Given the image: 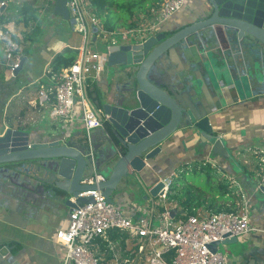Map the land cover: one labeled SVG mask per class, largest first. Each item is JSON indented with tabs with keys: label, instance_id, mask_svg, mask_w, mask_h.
I'll return each instance as SVG.
<instances>
[{
	"label": "water",
	"instance_id": "water-1",
	"mask_svg": "<svg viewBox=\"0 0 264 264\" xmlns=\"http://www.w3.org/2000/svg\"><path fill=\"white\" fill-rule=\"evenodd\" d=\"M202 1L197 18L185 26L110 48L108 66L113 70L107 91L98 102L107 120L100 144L93 145L94 162L84 135L75 142L44 133L34 136L11 127L0 134V216L8 213L12 218H22L20 225L35 226L41 211L67 208L71 213L79 205L92 202L91 197H79L92 189H100L107 202L114 204L122 181L143 176L179 133L196 135L213 156L230 159L213 123L223 115V109L203 87L205 77H199L194 69L205 51L223 45L230 52L238 48L243 54L246 50L264 65V0ZM53 15L75 24L68 0H55ZM173 53L181 54L194 67H175ZM222 53L214 61L224 78L230 74V84L247 85L254 80L262 84L264 67L247 74L245 57L230 67L225 51ZM203 65L211 77L208 64ZM23 67L21 60L12 73L15 79ZM97 174L106 181L88 184ZM163 187L159 180L150 189L152 199L158 198ZM259 193L264 198V186ZM238 243V237H233L212 244L210 249L216 253L222 246ZM0 264H11L6 246L0 247Z\"/></svg>",
	"mask_w": 264,
	"mask_h": 264
},
{
	"label": "crops",
	"instance_id": "crops-1",
	"mask_svg": "<svg viewBox=\"0 0 264 264\" xmlns=\"http://www.w3.org/2000/svg\"><path fill=\"white\" fill-rule=\"evenodd\" d=\"M3 2L6 4L1 6ZM202 3V0H187L185 12L176 14L171 21L163 25L160 32L181 28L195 20L198 16L197 9ZM23 5H19L15 0H0V10L4 9L0 13V30L7 28L13 30L21 45L19 58L24 63L23 70L15 79L7 67L4 44L0 42V126L4 123V128H0V134L11 127L34 136L44 133L52 138L64 136L76 142L79 135L85 136L83 124L73 122L66 125L58 119H53L50 116L51 103L41 104L39 92L42 85L49 86V74H47L49 69L56 73L51 67L55 55L67 47L77 49L80 46H72L51 33L44 37L45 50L42 54L43 59L40 60L38 53L31 49L39 42L41 33L37 26L42 12L37 4L32 5L31 8L38 15L34 18V15L20 11ZM29 17L31 18L27 25L26 21ZM31 25L35 26L34 32L33 35H28L26 30ZM227 47L223 45V48H210L205 51L203 59L198 62L194 70L199 77H205L203 87L213 95L210 98L215 100L217 106L223 109V115L213 123L216 124L220 137L226 143L230 159L213 156L210 147L200 144L196 135L179 133L175 140L169 142L164 152L151 162V167L143 176L132 181H122L120 191L113 197L114 204L129 218L145 217L152 205L150 189L159 180L172 174L185 173L182 176L190 178L184 179V183L180 184L181 198H190V205L185 212L229 211L239 201L236 196L230 197L235 194V189L230 185L229 179L235 178L251 199L250 218L254 230L247 235L239 236L237 245H225L219 251L225 255L226 264H264V198L259 191L257 192L264 159V76L260 79L262 84L258 80L247 85L241 83L237 86L236 81L230 84L232 80L230 74L224 78L223 72L218 67L219 64L214 60L218 54H223L222 52L225 51L228 64L232 67L245 57L247 74L257 71L264 65L257 56H250L246 50L240 54L238 48L230 52ZM172 61L174 66L180 69L188 70L194 67L179 53H173ZM203 62L208 64L211 77ZM242 73L240 71L238 75L241 76ZM108 78L109 75H106L105 71L91 87L98 96L96 106L107 91ZM119 85L124 86L123 83ZM46 111L50 121H47L48 124L44 127L42 124L46 121ZM39 127L44 129L39 131ZM105 127L106 124L103 128L93 131L95 146L100 144ZM34 128L37 130H31ZM208 159L213 160L220 168L207 164ZM205 180L211 183L210 188L204 187L202 183L198 184L199 181ZM225 185H229L231 192L226 193ZM137 194L143 195L146 202L138 203L135 199ZM180 210L182 211L183 208ZM69 215L70 209L67 208L41 211L38 213L35 226H27L26 223L20 225L24 223L22 218H12L6 213L0 216V229L4 228V231H0V247L6 246L10 250L11 264H62L65 249L56 242V232L68 224ZM12 221L15 223L10 224L9 222ZM111 253V251L101 252V262L106 261V255ZM111 260H107L106 264L114 262V258L113 261Z\"/></svg>",
	"mask_w": 264,
	"mask_h": 264
},
{
	"label": "built area",
	"instance_id": "built-area-1",
	"mask_svg": "<svg viewBox=\"0 0 264 264\" xmlns=\"http://www.w3.org/2000/svg\"><path fill=\"white\" fill-rule=\"evenodd\" d=\"M186 0H162L152 7L149 14L141 15L133 29L120 32L106 31L95 14L89 11L88 0H68L75 24L72 26L81 36L77 62L60 73L49 69V86H41L40 102L51 103L50 116L68 125L81 122L89 140L92 160L94 151L92 133L103 128L107 120L89 97L88 86L105 72L108 51L119 43L139 42L157 33L168 21L185 8ZM3 2L1 6H4ZM97 32H94V29ZM121 34V42L113 41L106 47L107 53L92 48L99 39ZM139 35L138 41H127ZM0 42L4 44L7 67L11 74L19 67L21 45L13 30H0ZM207 164L220 168L213 160ZM179 175L163 179L164 187L145 217L132 219L120 208L107 202L100 189L87 190L80 198L91 197L92 202L79 205L69 215L68 224L56 232V242L64 247L62 264H101L102 243L111 251V264H226L220 251L214 253L210 246L233 237L244 236L254 229L250 218V198L239 181L229 182L239 199L231 211L188 214L176 212V205L169 201L170 189ZM106 181L100 174L90 178L88 184ZM264 186V159L257 192ZM173 212L175 215H173ZM110 233L126 236V250L121 239L113 242ZM128 244V245H127ZM122 251V253L120 252ZM107 261L104 263L106 264Z\"/></svg>",
	"mask_w": 264,
	"mask_h": 264
},
{
	"label": "trees",
	"instance_id": "trees-1",
	"mask_svg": "<svg viewBox=\"0 0 264 264\" xmlns=\"http://www.w3.org/2000/svg\"><path fill=\"white\" fill-rule=\"evenodd\" d=\"M125 1V0H124ZM146 0H137V1H131L129 0V2H118V0H88L90 6V10L91 12H93L95 14V16L99 19L102 27L108 31V32H116L118 29L117 26V20H119L120 17L124 18V15H126L125 17V21L123 23L124 27H126L128 29H133L135 27L138 26L139 24V18L141 15H146L150 13V10L152 7L156 6L158 3L161 2V0H155L154 4H152V6H148V5H144L143 2ZM54 4H55V0L52 4V10L51 13H53V8H54ZM32 4L31 3H27L24 4L20 11L24 12L26 11L27 13H30L29 15H34V18H37L38 15L36 14V11L34 9L31 8ZM116 8V10H118L117 14L116 12L113 11V8ZM125 13V14H122ZM30 18L27 19L26 24L28 25L30 22ZM78 55H79V51L77 49H73L70 47L65 48L61 53H58L57 55H55V57L53 58V61L51 63V67L53 69V71H55L56 73H60L63 69H68L71 66H73L77 60H78ZM94 83L89 84L88 86V94L90 99L92 100L93 103L96 102V100L98 99V96L95 95V90H92V86ZM97 108H99V106H97ZM185 174V173H184ZM184 174H181V176H179L177 179H175L171 189H170V195H169V201L174 203V205H176L177 209L176 212L178 214V211H180V208H183L182 211L185 212V210L189 207L190 205V198H186L183 197L181 198V187H180V182L179 179L182 178ZM184 183V182H183ZM223 186H221V189ZM226 188V193H229L230 189H229V185H225ZM183 191H185V188L183 189ZM231 192V191H230ZM233 196H236L235 194L230 195V197L233 198ZM193 201V200H192ZM227 210V209H226ZM229 210V209H228ZM231 211V210H229ZM219 212V211H217ZM188 214H196L194 211L190 210L187 211ZM110 238L113 242H117L121 239V247L123 249L126 250V236L120 237L117 233H110ZM102 251H109V249H107V243H102ZM110 252V251H109ZM107 256V260L112 259V255H106ZM106 260V261H107ZM104 261V262H106ZM104 262H101L104 263Z\"/></svg>",
	"mask_w": 264,
	"mask_h": 264
},
{
	"label": "rangeland",
	"instance_id": "rangeland-1",
	"mask_svg": "<svg viewBox=\"0 0 264 264\" xmlns=\"http://www.w3.org/2000/svg\"><path fill=\"white\" fill-rule=\"evenodd\" d=\"M15 1L18 2L19 5H23L24 3H31L32 5L37 4L38 7H40V9H41V12H42L41 19L38 22V26H37V28L38 27L40 28L39 32L41 33V35L39 38V42H37V45H35V47H33L31 49L32 51H35L38 53L40 60L43 59L42 54H43V51L45 50L44 49V47H45L44 37H46L47 35H49L51 33H53L54 35H57V38H59L61 40L62 39L65 40V42H68L72 46L79 47L81 45V36L78 32H76V30H74L72 28V25L70 24V22L62 19L59 16H55L51 13L52 4H53L54 0H15ZM131 1H137V0H131ZM154 1L155 0H146L143 2V4L148 5V6H152V4H154L153 3ZM118 2H120V3L129 2V0H125V1L124 0H118ZM185 5H188L187 0H186ZM88 10L91 11L90 8ZM185 10H186L185 8L182 9L178 14L185 12ZM113 11L116 13L118 12V10H116L115 7L113 8ZM117 14H119V13H117ZM122 14H125V13H122ZM125 17H126V15H124V18L120 17L119 20H117L118 29L116 32L125 31V29H127L123 25V23L125 21ZM34 27H35L34 25H31L30 27L27 28L26 32L28 33V35H33V32H34L33 28ZM121 37H122L121 34H119V35H115V36H109V38L106 39V41H102L101 39H99L97 41V43L95 45H93L92 48H94V49L96 48L100 52H103L106 54L107 53V51L105 50L106 47L108 45H110L114 40L121 42L123 40ZM140 38H141V36H139V35H133V36H130L127 41H138ZM39 53H41V54H39ZM112 70H113V68L109 67L108 64H106V70H105L106 75H109L110 72H112ZM45 119H46V121L42 124V126H44V127L47 126V124H48L47 121H50V118H49L47 111L45 113ZM44 127H39L40 128L39 131L43 130ZM31 130L36 131L37 129L34 128ZM34 131H32V132H34ZM36 133H38V132H36ZM179 176H181V175H179ZM188 178H189L188 176L187 177L183 176L182 178H180L179 179L180 184H182L184 182V179H188ZM201 183L206 188H210V186H211V183L208 180H205L203 182H201V181L198 182L199 185H201ZM135 199L140 204L146 202V200L143 199V195H141V194H137ZM232 246H235V245H232ZM120 252L122 253V251H120ZM64 253H65V251H64Z\"/></svg>",
	"mask_w": 264,
	"mask_h": 264
},
{
	"label": "flooded vegetation",
	"instance_id": "flooded-vegetation-1",
	"mask_svg": "<svg viewBox=\"0 0 264 264\" xmlns=\"http://www.w3.org/2000/svg\"><path fill=\"white\" fill-rule=\"evenodd\" d=\"M158 32H160V31H158ZM106 124V123H105ZM105 124H104V126H105Z\"/></svg>",
	"mask_w": 264,
	"mask_h": 264
}]
</instances>
